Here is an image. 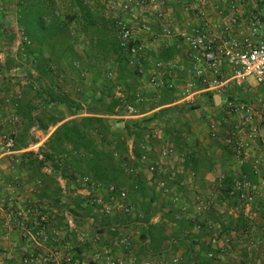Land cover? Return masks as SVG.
Segmentation results:
<instances>
[{
	"label": "crops",
	"instance_id": "crops-1",
	"mask_svg": "<svg viewBox=\"0 0 264 264\" xmlns=\"http://www.w3.org/2000/svg\"><path fill=\"white\" fill-rule=\"evenodd\" d=\"M230 1L235 5L238 17L237 24L234 26L229 25L227 4H223L220 0L206 6H202L198 0H164L160 11L169 18L164 19V24L171 27L173 34L168 37L162 36L164 39L161 41L165 44L163 47L174 53L169 60H164L162 57L158 61L170 63L172 72L183 69L188 74L191 73L192 62L188 49L175 34L186 27L191 28L199 24L200 11H205L211 21L217 20L221 24L220 30L214 34L219 43L230 37L239 39L248 37L256 41L259 36H264V0ZM156 8L159 9V6L154 7V10ZM1 13L9 12L0 11V16H2ZM144 21L150 22L149 19ZM161 25L160 22V27ZM227 27L229 30H226ZM134 32L139 41L145 42L152 37V33L140 29ZM1 36L0 34V38ZM42 36H44L42 42L33 43L31 50L37 53H34L35 57L39 55L55 63L58 62L57 54L62 51L63 41L67 40L68 45L73 44L71 33L66 28L58 33L47 32L40 35ZM172 36L176 38L173 39ZM148 50L153 52L150 48ZM3 53L5 60L0 62V137L3 134L13 133L15 147L13 156L5 154L0 159V264H24V260L30 256L36 259L34 264H106L107 259L121 261L122 264H144L147 261L163 264L170 263L174 259H179V264H264V243H262L264 241V150L260 142L259 147L249 146L250 141L247 138L238 137L237 139L246 143L247 147L240 154L234 149L237 153L235 151L233 153L237 156L232 163L226 162L222 146L217 144L207 146L203 143L197 145L196 149L192 148V152L196 151L197 156L199 150H204L210 160L207 165L200 166L199 172L194 169L195 163L184 162L180 158L182 154L175 152L174 147L171 146L170 148L177 155V161L164 162V171H161V166L157 167L153 163L156 168L154 174L149 173L145 168L142 170L143 177H137L135 181L134 178H130L126 182H116L119 190L127 192L126 202L132 205V213L113 211L104 218V221H101L94 214L95 210H92L94 201L101 198L104 203L113 206H116L119 201L114 198L117 194L112 195L107 191L106 186L96 184L94 178H91L92 183L95 184L93 186L81 182V177L78 176H81L85 170L88 171V168L81 172L79 165L75 164L76 158L71 156L67 164L60 168V171H63L62 176L53 173L52 165H48L49 161H46L40 170L45 177L36 178L31 175L25 155V152L30 149L32 153L44 151L49 154L51 150L47 143L55 130L64 123L69 126L75 125L81 133L95 138L100 137L101 135H98L95 129H84L79 122L82 117L95 116L91 113L92 107H89L92 99L85 100V96L79 95L78 83L69 76L65 78V70L60 69L58 83L51 79H41L42 87L40 89L35 82V87L38 88L36 90L39 92L44 90L41 92L44 93L42 94L44 103L50 100L49 94H55L58 91L61 96H65L82 110L72 114L69 112L70 109L68 110L59 102L39 107L40 105H37L39 101L25 99L23 91L27 87L23 83L24 77L18 80L8 77L16 68L9 65L11 62L8 60L9 54ZM64 59L68 63L73 61V64L87 63L86 55L74 49L71 55ZM147 64H144V69L147 70H144L146 72L143 76L146 73L150 76ZM186 71H184L185 74H187ZM33 73L35 78H40L36 69ZM164 76L167 77V75ZM62 79L63 81H60ZM85 91L86 88L83 93ZM229 91L222 92L227 97L226 101L233 102L237 99V95L233 97L227 95L233 91L244 94L246 96L244 105L255 107V121L258 125L261 123L264 125V106H262L264 83L257 85L249 80L243 87H234L232 90L230 88ZM206 93L212 95L214 103L216 97H219L218 106L222 108L224 103L219 93ZM6 97H12L13 101L17 98L18 108L11 109L5 103ZM30 106L38 107L31 116L38 118L46 116L47 120L43 125L46 126L50 118H56L57 124L47 126L45 130L39 128L38 124L27 128L23 121L27 116V108ZM53 106L63 109L62 118L65 117L64 119L59 118ZM70 111L75 110L71 108ZM14 113L21 120L18 124H14L11 120ZM102 117L107 120L118 119V116ZM235 117L240 119L237 115ZM110 132L111 135L125 136L124 132L116 128ZM258 135L264 136L263 128L258 130ZM96 142L99 143V141ZM127 146L128 153L131 155L132 141ZM96 147L104 151L110 149L97 144ZM68 152L70 147L61 144V153ZM160 157L167 158L161 155ZM14 160H19V163ZM51 164L55 167L60 166L57 160ZM244 167L250 168L254 174L257 181L255 184L260 187L259 193L255 194L254 202L246 208L245 213L230 216L229 211L223 212V209L219 207V197L214 201L210 192L218 191L215 182L220 184V177L238 178ZM230 170L232 174L227 175ZM38 181H40L39 186ZM57 191L60 192L56 193ZM136 191H141L145 196H140ZM143 199L150 201L148 227L143 222V211L140 207ZM249 210H256V212L248 213ZM7 211L23 213V216L18 217L9 229H5L2 225ZM41 215L47 218L49 241L46 243L34 237ZM240 215L247 220V224L237 229L235 220ZM68 219L72 220L71 226L67 223ZM161 226L162 228L159 229ZM145 228H149L151 237L146 236L144 240L142 235ZM158 231L160 234L164 233L160 236H166L167 239L161 242L155 240L159 235ZM238 238L251 239L253 243L246 240L248 243H242ZM233 246L234 249L231 248ZM250 249L251 252H249ZM208 252L218 253L217 257L209 260L206 257ZM97 255H100L99 259H96ZM67 257H71L70 262L66 260Z\"/></svg>",
	"mask_w": 264,
	"mask_h": 264
},
{
	"label": "rangeland",
	"instance_id": "rangeland-1",
	"mask_svg": "<svg viewBox=\"0 0 264 264\" xmlns=\"http://www.w3.org/2000/svg\"><path fill=\"white\" fill-rule=\"evenodd\" d=\"M124 1L118 0L114 2L113 0H0V11L9 12L4 14L1 13L2 16H0V34L2 35L0 38V52H7L9 54L8 60L12 62H10L9 65L16 68L15 71H12L11 75H9L8 77H11V79L15 80L21 79L22 77L25 78V81L23 82L24 86L27 87L23 91L25 99H35L36 101H39L37 105H43V107H45L43 95L41 94V92L35 89V82L38 84V87L41 88L43 81L35 78L36 76L33 73V70L35 69V67H41L42 74L44 77L42 78V80L51 79L54 80L55 83H58L59 76L57 74V77L55 78L54 73L56 72L53 71V68L55 67L56 69L59 68V70L64 69L65 78L69 76L78 83V88L80 90L78 92L79 95L82 93L83 96H85L86 98L85 100L92 99L90 100L91 102L89 104V107H92V109L94 110L103 109V106L97 102V99H99L97 95L102 93L101 91L104 86H112V83L115 81L116 77L115 68L111 63V60L106 61L105 58H101L98 56V52L95 50L94 47L90 45L89 40L90 37L97 32V29H105V31L112 32L114 35L117 34L119 38L118 22L121 21H124V23L129 24V26L132 27L133 32L136 29H140L141 31L145 32V29L142 28L143 25L149 28L148 33H152V37L151 39L145 42L139 41L136 38L135 32L134 35L138 42L143 43L147 47L146 52L147 56L149 57V62L147 65L149 70H151L149 64L153 65L155 62L160 60L165 54L164 51L166 49L165 47H163L165 46V44H162L163 42L161 41V39H164L163 37L168 36H164L162 33L160 27L161 20L158 16V12L160 11V7L162 5L159 3L158 0H154L153 3H151L149 0H130L129 5L132 9L131 12H129L123 10ZM37 6H43V8H45L41 11V17L35 15V12L37 11ZM156 6H159V9L156 8V10H154V7ZM28 11L32 13L28 14ZM82 15L84 16V19H86V23H93V26L87 24L86 29L83 30L78 24L79 20H81ZM23 17L26 20L28 19L27 26L29 29V33L36 31L38 35H43L47 32H52V30H54L55 25H61L63 29L66 28V30L71 33V37L73 39V49L84 53L86 55L87 63L82 65L78 63L74 65L72 63H68V61L63 57L58 59L57 63H39V55L38 57L34 56L35 52L29 47L30 42L28 40L25 27L22 26L20 23ZM146 19H149L150 22L144 21ZM164 19H169L166 17L165 13L162 20ZM3 21H5V23H3ZM80 22L83 23V21ZM174 37L175 36H172L173 39ZM63 46L65 47L64 44ZM148 48L152 49L151 51L153 52H150ZM89 55L91 57L90 60L88 59ZM94 65L96 67L99 66L101 68V73H98L97 70L92 69ZM144 70L147 69H144L143 65V74L144 72H146ZM184 71L186 70L177 69L172 72V76L174 75L175 77H173L176 80V95L173 96L174 105H176L177 107V112L175 114L176 117L171 118L166 115L161 120L150 121L146 124V129L144 131V141L147 148L145 150V154L149 162L156 164L157 167L161 166V171H164V162L166 163L170 161H177V155H175L176 151L182 154L180 158L183 160V157H187L186 155L190 150H192V148H195V146L201 145L203 143L207 146L214 144L222 146L224 148L223 155L225 156L226 162L232 163L234 162V157L237 156V152L234 150V144H230L228 143V141H240V139H237L238 137L247 138L248 141H250L249 146L259 147L261 143L260 138L258 136L254 137L253 135H251L249 129L244 128L242 126L241 120L235 117V115H227L226 113H224V110L220 106L217 107L215 103L211 101V98L208 97V93H198L197 95H195L194 100L190 103L180 102L179 93H181V89L184 85V82L192 80L191 73L188 74V72L186 71L187 74H185ZM143 74L137 79L134 88L135 92L139 93L143 98L142 103H134V106L138 111L137 115H139L137 119L140 120L149 117L154 111L157 110L155 108H157L162 103L168 101L169 99L168 93H166L165 90L155 89L154 87H152L148 82L149 75H147L146 73V75L143 76ZM183 78L185 79L183 81H180V79ZM60 81H63V79ZM194 83L198 89L199 84L197 82ZM85 88L86 91L85 93H83V90ZM230 88L232 90L234 87L231 86ZM230 88L227 90L228 92H230ZM42 91L44 90L42 89ZM121 91L122 90L119 87H114L112 89V93L114 96H120ZM56 94H59V92L56 91ZM219 94L222 103H225L227 99L226 95L222 92ZM227 95H232V97L237 95V99L233 101L235 105L245 104L246 96L240 93L239 91H233L231 93H228ZM10 98L13 99L12 97ZM5 99H7V97ZM54 108L56 109L57 115H59V118L61 119L64 115L63 109L59 107ZM127 115L128 114L125 112L124 108L121 107L119 109V112L114 115L118 116V119L107 120L106 118H104L105 122L103 126L104 129H106L107 131L101 134L100 137L98 136L97 138H95L97 139L96 141H99V143H97L96 141L95 143L102 147L111 148L112 146L110 144V141L112 140V137L110 136V131L116 128L119 131L124 132L123 121L127 119H122L121 117ZM13 116H16L18 120H20L17 114L14 113ZM24 118L25 121L23 122H25V126L27 128L35 126V123L30 122L28 117ZM64 118L65 117H63L62 119ZM41 120L42 124H45L47 120L46 116L43 115ZM212 124L219 127V130L216 133L215 137H212L210 135ZM263 126V123L259 125L258 123H256V128L259 131L262 130V128L264 129ZM175 139H179L178 144L176 143ZM130 141H132L131 138L126 140V146ZM171 146L175 149V152L173 154L175 156L171 155L170 157L161 159V151L166 147ZM31 150L32 149H30L28 152H31ZM233 151H235L236 153H233ZM41 153L46 152L43 151ZM34 154L38 155L39 160L42 159V155L40 154V152ZM130 157L131 158L128 163L132 166V168L134 167V169L137 170L136 175H138V178L143 177L144 173L142 170H145V165L140 163V159L137 160L136 158H133V156ZM62 159H65V162ZM68 159H70L69 155L59 157L60 166L56 167L58 171H60L61 166L67 164L66 162H68ZM115 159H118V156L114 157L113 162L116 161ZM18 161L19 160H17V162ZM85 162V166L82 164L83 171L89 168L88 166L90 165L88 161ZM47 163L48 165L54 166L53 164H51V162ZM79 167V169H81L80 165ZM89 174L90 173L87 171L84 172L83 176ZM231 174L232 173L230 170L227 175ZM31 175H33V172H31ZM164 175H166V173ZM78 177L82 178V175ZM130 178L131 177L124 172L123 174L121 173L119 175L117 180L118 182H126ZM218 184L219 183H217L216 181L215 186H218V191L214 190L213 192H210L211 197L214 198V201L216 198L219 197V207L223 209V212L229 211L230 214L228 215L233 216L234 214L245 213L246 208L250 207V205L254 202V199H252L251 201L244 202H238L236 200H233L232 198H229L224 194L225 192L223 191L226 186L223 185L221 182L219 185ZM37 185H40V181L37 182ZM93 204L94 205L92 210H95L96 203L94 202ZM254 211L256 212V210H249L248 213L253 214ZM94 214L101 221H104V218L106 217L105 215H100L96 212ZM225 216L228 218L226 214ZM238 240H240L242 243H253L251 239L246 240L244 238H238ZM245 240L248 242H246ZM262 243H264V241ZM227 244L230 245V243L228 242ZM231 248L234 249V246ZM249 252H251V249L249 250ZM213 253L216 258L218 253ZM30 258H33L36 262V259L33 256H30L27 259Z\"/></svg>",
	"mask_w": 264,
	"mask_h": 264
},
{
	"label": "built area",
	"instance_id": "built-area-1",
	"mask_svg": "<svg viewBox=\"0 0 264 264\" xmlns=\"http://www.w3.org/2000/svg\"><path fill=\"white\" fill-rule=\"evenodd\" d=\"M124 1V0H121ZM151 3L154 0H149ZM163 5L164 0H158ZM202 6L211 5L219 0H198ZM223 4L228 6V20L229 25L234 26L237 24L238 17L236 15V7L230 0H220ZM129 1H124L123 10L131 12ZM158 16L161 20V30L164 36H170L173 34V30L170 26L164 24V13L159 11ZM200 23L186 27L176 32L175 36L178 40L186 46L190 59L192 62L191 77L192 80L184 82V85L179 93L180 102L190 103L194 100L195 95L202 92H216L221 93L227 91L231 86L243 87L249 80L254 81L257 85L264 83V36H259L258 40L254 41L251 38L239 39L236 37H230L226 41L221 43L217 42L215 33L220 30L221 24L217 20L211 21L205 11L199 13ZM119 26V40L122 47L128 48L129 59L128 66L138 70L139 74H143V65L149 62L147 56L146 46L138 42L135 38L133 29L129 24L124 21L118 22ZM145 32L149 31V28L145 25L142 26ZM226 30H229L227 27ZM5 60V54L0 53V62ZM150 76L149 84L155 89L161 90H176L175 81L172 76V65L170 63H162L160 61L150 64ZM164 75H167L165 77ZM194 82L199 84L197 86ZM135 102L142 103V96L137 93L135 95ZM5 103L13 110L18 107L17 98L12 101L11 98L5 99ZM264 106V101L262 102ZM127 116H122V119H137L139 117L138 111L134 105L125 104L123 106ZM222 109L227 115H237L240 117L242 126L249 129L251 135L259 137L261 145L264 150V136L258 135L255 121V107L251 105L239 104L235 105L234 102L226 101ZM12 122L17 124L19 122L16 116L12 117ZM238 128V127H237ZM219 127L212 124L210 135L215 137ZM230 144H234V149L240 154L243 149L247 147V144L243 141H228ZM15 147V139L13 133L3 134L0 137V159L6 154L13 156ZM146 150L147 146L142 147ZM146 152L141 156L140 163L144 164L149 173L154 174L156 168L153 163L149 162L146 157ZM174 154V151L170 147H166L161 151L162 157H170ZM17 160H14L16 162ZM124 172L129 176H136L137 170L127 162L123 164ZM224 179L220 177V180ZM81 182L85 185H95L92 183L91 177L88 175L82 177ZM98 186V185H97ZM259 185H256L248 180L235 179L230 189L224 188V192L233 200L238 202L251 201L255 194L259 191ZM107 191L114 198L119 201L116 206L104 203L101 198L96 199L95 212L100 215L108 216L113 211L130 214L133 211V207L127 200V192L125 190H119L114 184L108 186ZM22 211H7L4 214L2 225L4 228L9 229L18 217H22ZM47 218L45 215H41L37 224L35 238L42 242H48L49 237L47 234L48 228L46 227ZM68 225H72V220H67ZM56 242V241H55ZM209 259H214L213 252L207 254ZM100 255L96 256L99 259ZM68 262L71 261V257H67ZM179 259H174L170 263L163 264H179ZM24 264H34L33 258L25 259ZM122 264L121 261H114L107 259L106 264ZM144 264H155L147 261ZM161 264V263H158Z\"/></svg>",
	"mask_w": 264,
	"mask_h": 264
},
{
	"label": "trees",
	"instance_id": "trees-1",
	"mask_svg": "<svg viewBox=\"0 0 264 264\" xmlns=\"http://www.w3.org/2000/svg\"><path fill=\"white\" fill-rule=\"evenodd\" d=\"M114 2L118 0H113ZM83 8V7H82ZM44 10L43 6L38 7L37 11L35 12L36 16L41 17V11ZM31 14L32 12L28 11V14ZM25 17V16H24ZM24 17L21 19L20 23L22 26L25 27L26 34L28 36V40L30 42V48H32V44L35 42H42V37L37 34V32L29 33V29L27 26V20L24 19ZM80 21H83L80 22ZM79 26L85 30L86 25L93 26V23H86V19H84V16H81V20L78 22ZM60 30H63L61 25H55L54 30L50 33H58ZM97 32L93 34L90 37L89 43L92 47L95 48V50L98 52V56L101 58H105L106 61L111 60L114 68H115V81L112 83L111 87H103L102 93L97 95L99 99H97V102L100 103L103 107V109L99 110H92L91 113L95 116H87L82 117L80 119V123L83 126L84 129L92 128L96 130V133L99 135L105 133L107 130L104 129V122L105 119L100 116H114L119 112V109L123 107L125 104L134 105L135 103V95L137 94L135 92V84L137 79L141 76V74L138 73V70L135 68H130L128 66V59H129V50L128 48L122 47L120 44V40L118 38V35H114L112 32L105 31V29H97ZM62 51H60L57 54V59L68 58L69 55H71V52L73 51L72 45H68L69 42L67 40L63 41ZM68 47V48H67ZM164 60H169L172 57V54L174 53L170 49H165L164 51ZM88 59L90 60V55L88 56ZM39 63L46 64L49 62H52L51 59H44L39 56L38 59ZM71 63V62H70ZM73 64V61H72ZM78 64V63H74ZM36 71L40 78H37L38 80H41L43 77L42 74V68L38 67L36 68ZM93 70H97L98 73H101V68L99 66H93ZM58 69L55 67L53 68L55 78L58 74ZM114 87H119L122 91L120 92V96H114L112 93V89ZM38 89V88H35ZM41 89V88H40ZM166 93H168V101L162 103L159 105L156 111H154L149 117H146L143 120L136 119V120H124L123 130L125 133V136L114 134L110 135L113 139L110 141L111 148L108 151H104V149H98L96 147V139L94 136L81 133L79 129L75 125H67L62 124L60 125L51 138L49 139L48 147L51 150V152L48 153H40L42 155V159H38V155L34 154L32 152L26 153V157L28 159V166L30 167V171L33 172V177L36 178H44L45 175L40 173L41 168L44 166V163L46 161L54 162L57 160L59 162V157L64 155H69V157L72 156V158H76V165L81 166V172H82V164L85 166V161H88L90 164L88 167V172L90 173L88 176L91 178H94L95 183L102 184L108 188L109 185L114 184L117 186L118 177L122 173H124V167L123 164L127 163L130 160V156H133V158H136L139 160L141 156L144 154L145 150H143V146H145L144 141V131L146 129V124L150 121H156L161 120L164 118V116H168L171 118L176 117L175 114L177 112L176 105H172L174 103V93L175 90H165ZM42 92V91H41ZM44 94V93H41ZM83 96V94H80ZM50 100L46 101L44 103V106L53 104L54 102H59L60 104H64L65 107L69 110L71 108H74L75 111H72V114H76L78 111L82 110L78 105H76L74 102L70 101L65 96H61L60 94H49ZM208 97L211 98V101L213 102V97L210 93H208ZM44 100V99H43ZM45 101V100H44ZM19 106V105H18ZM43 106V105H42ZM39 106V107H42ZM96 106V105H95ZM18 108V107H17ZM16 108V109H17ZM38 107L30 106L27 108L26 117L30 120V122L38 124L39 128L45 130L47 126H55L58 122L56 118H50L48 120V123L45 125L42 124L41 118L38 117H32L31 113L33 111H36ZM153 109V110H155ZM69 110V111H70ZM152 110V111H153ZM44 113V112H43ZM97 115V116H96ZM45 126V127H44ZM131 138L132 139V150L131 155L128 153V149L126 146V140ZM176 143L178 144L179 139H175ZM61 144L65 146L70 147V152L68 153H61ZM118 154V159H115L116 161L113 162V159L115 157L114 154ZM196 151L192 152L190 150L187 157H183L184 162L188 163H195V171H200V166L207 165L210 160L205 151H199L197 153V156L195 155ZM63 161L65 159H62ZM134 168V167H133ZM51 171L57 175L63 174V171H58V169L55 166L51 167ZM84 172H87L84 171ZM84 173L82 174V177ZM131 178H136L138 175L130 176ZM240 179V180H248L252 183H256L255 176L252 173L250 168H243L242 174L238 178H233L231 176L225 177V179L222 180V184L226 186L227 189L231 188V185L234 180ZM135 181V179H134ZM89 185V184H88ZM137 187V185L135 184ZM134 188V186H133ZM136 190V189H135ZM139 190V189H138ZM60 191H57L58 193ZM224 192V191H223ZM137 194L140 196H145L141 191H136ZM227 197H229L226 193H224ZM230 198V197H229ZM150 201H144L141 202L140 207L143 211V222L147 225L149 223V216L148 213L150 211ZM247 224V220L243 217V215H240L235 220L236 228L241 229L245 227ZM162 226L159 228L161 229ZM149 228L144 229V234L142 235L143 239H146V236L149 238L151 237V233L148 230ZM160 231V230H159ZM158 231V232H159ZM164 233L159 232V237L155 238V240L161 242L162 240L167 239L166 236H160ZM157 235V234H156Z\"/></svg>",
	"mask_w": 264,
	"mask_h": 264
},
{
	"label": "water",
	"instance_id": "water-1",
	"mask_svg": "<svg viewBox=\"0 0 264 264\" xmlns=\"http://www.w3.org/2000/svg\"><path fill=\"white\" fill-rule=\"evenodd\" d=\"M218 102H219V97H216V102H215L216 106H218Z\"/></svg>",
	"mask_w": 264,
	"mask_h": 264
}]
</instances>
